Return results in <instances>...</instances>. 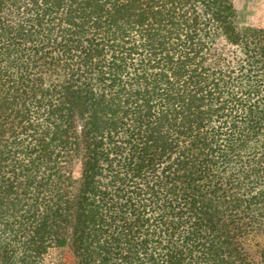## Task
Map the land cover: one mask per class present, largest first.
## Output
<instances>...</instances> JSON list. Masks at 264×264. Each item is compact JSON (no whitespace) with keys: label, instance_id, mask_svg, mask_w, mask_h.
Instances as JSON below:
<instances>
[{"label":"trees","instance_id":"1","mask_svg":"<svg viewBox=\"0 0 264 264\" xmlns=\"http://www.w3.org/2000/svg\"><path fill=\"white\" fill-rule=\"evenodd\" d=\"M258 237L263 29L231 0H0V264H264Z\"/></svg>","mask_w":264,"mask_h":264},{"label":"rangeland","instance_id":"2","mask_svg":"<svg viewBox=\"0 0 264 264\" xmlns=\"http://www.w3.org/2000/svg\"><path fill=\"white\" fill-rule=\"evenodd\" d=\"M239 15L242 28L252 27L264 30V0H231ZM252 246L264 244V239L258 237L251 240ZM256 248V247H255Z\"/></svg>","mask_w":264,"mask_h":264}]
</instances>
